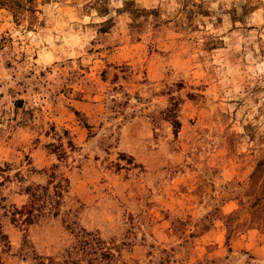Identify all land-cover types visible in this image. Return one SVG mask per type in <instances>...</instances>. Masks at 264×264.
I'll return each instance as SVG.
<instances>
[{
  "label": "rangeland",
  "instance_id": "374dc122",
  "mask_svg": "<svg viewBox=\"0 0 264 264\" xmlns=\"http://www.w3.org/2000/svg\"><path fill=\"white\" fill-rule=\"evenodd\" d=\"M70 221L116 264H264V0H0V264H65Z\"/></svg>",
  "mask_w": 264,
  "mask_h": 264
},
{
  "label": "trees",
  "instance_id": "16d2710c",
  "mask_svg": "<svg viewBox=\"0 0 264 264\" xmlns=\"http://www.w3.org/2000/svg\"><path fill=\"white\" fill-rule=\"evenodd\" d=\"M57 188L58 186L55 187ZM25 192L28 195L26 207L23 210L13 208L11 212L12 221L21 224H32L47 213L55 212L61 198L60 192L51 193L46 187L39 185L28 186ZM66 226L73 234L75 243L67 252L65 264H116V257L99 236L79 228L74 221ZM38 264L45 263L40 261Z\"/></svg>",
  "mask_w": 264,
  "mask_h": 264
}]
</instances>
